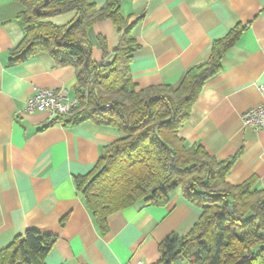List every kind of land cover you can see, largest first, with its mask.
Wrapping results in <instances>:
<instances>
[{
  "label": "crops",
  "instance_id": "1",
  "mask_svg": "<svg viewBox=\"0 0 264 264\" xmlns=\"http://www.w3.org/2000/svg\"><path fill=\"white\" fill-rule=\"evenodd\" d=\"M92 1L102 8L107 0ZM24 9L17 0H0V249L35 228L55 236L44 264L154 263L158 244L169 234L188 233L201 210L174 190L164 205L137 202L110 213L100 229L74 179L92 170L119 132L89 120L62 125L45 110H24L35 88H64L72 99L78 86L76 69L46 53L10 62L23 38L17 14ZM119 12L132 24L136 47L128 68L137 89L176 87L189 67L210 60L215 39L236 23L244 26L178 136L218 160L235 157L229 183L254 177L256 187L264 188V128L254 131L240 119L264 100V0H121ZM64 16L51 20L62 24L73 13ZM88 38L91 59L108 62L120 34L101 19L89 27Z\"/></svg>",
  "mask_w": 264,
  "mask_h": 264
},
{
  "label": "trees",
  "instance_id": "2",
  "mask_svg": "<svg viewBox=\"0 0 264 264\" xmlns=\"http://www.w3.org/2000/svg\"><path fill=\"white\" fill-rule=\"evenodd\" d=\"M23 38L11 63L38 53L76 69L77 105L55 121L74 125L92 121L115 127L119 137L103 146L92 168L75 177L76 188L100 229L107 216L137 202L164 205L181 192L201 213L185 235L169 234L158 244L152 264H264V188L251 177L231 184L226 176L235 157L218 160L199 144L186 146L178 136L204 84L219 73L224 53L239 39L236 23L212 42L208 62L189 67L176 87L137 89L128 64L136 47L132 24L119 12L121 0L97 8L92 0H17ZM73 13L62 24L58 15ZM109 19L120 34L110 61L91 59L89 27ZM55 236L27 228L0 249V264H44Z\"/></svg>",
  "mask_w": 264,
  "mask_h": 264
},
{
  "label": "built area",
  "instance_id": "3",
  "mask_svg": "<svg viewBox=\"0 0 264 264\" xmlns=\"http://www.w3.org/2000/svg\"><path fill=\"white\" fill-rule=\"evenodd\" d=\"M260 90L264 91V86H260ZM77 105L76 98H68L66 89L54 91L47 88H35L31 96L25 102V111L33 112L35 110H45L51 117L58 114H65ZM240 119L244 126L258 131L264 128V100L259 104L249 107L240 115ZM125 264H139L127 262Z\"/></svg>",
  "mask_w": 264,
  "mask_h": 264
},
{
  "label": "rangeland",
  "instance_id": "4",
  "mask_svg": "<svg viewBox=\"0 0 264 264\" xmlns=\"http://www.w3.org/2000/svg\"><path fill=\"white\" fill-rule=\"evenodd\" d=\"M56 17H57L56 19L60 21L61 19L64 20L65 16H64V14H62V15H58ZM61 22H64V21H61Z\"/></svg>",
  "mask_w": 264,
  "mask_h": 264
}]
</instances>
